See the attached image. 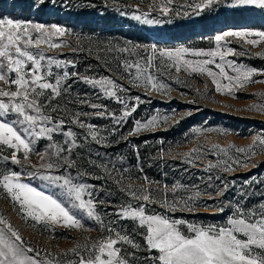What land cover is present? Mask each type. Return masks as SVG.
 Here are the masks:
<instances>
[{
    "label": "rangeland",
    "instance_id": "rangeland-1",
    "mask_svg": "<svg viewBox=\"0 0 264 264\" xmlns=\"http://www.w3.org/2000/svg\"><path fill=\"white\" fill-rule=\"evenodd\" d=\"M199 2L200 0H46L43 10L38 11L34 6L35 0H0V18L43 24L46 28L56 24L70 33L63 37H52L61 44L58 49L49 50L47 45H42L47 56L72 61L75 65L60 69L53 66L54 73L62 74L66 70L69 73L77 72L80 76L111 78L117 85H123L127 89L117 93L126 103H138L136 111L118 126L116 135L111 134L114 127L111 119L96 115L81 117L86 123L95 125L102 136L107 137L103 145L92 141L90 136L85 139L86 129L71 122L66 123L64 130L70 128L78 137L76 143L79 146L74 147L71 153V158L76 162L75 167L65 166L58 170H45L41 167L49 162L47 158L44 161L40 158L49 143L64 146L66 137L59 133L54 134V141L38 139L34 145L35 152L30 154L27 163L24 161L23 151L17 153L21 163H13L11 153L14 150L0 144V180L11 173L20 174L21 182L57 198L84 224L83 228H69L62 223L50 221L37 223L19 211V204L11 199L0 184V217L18 231L24 242L23 247L33 250L26 252V255L38 261V264H75L78 257L69 250L79 245L82 251L85 245H91L93 241L105 236L110 227L128 233L141 245L140 249L122 245L126 254L135 252L134 257H128L131 264H145L146 257L150 260L157 255L155 252L145 251L141 234L145 229H140L138 222L122 220L115 215L128 202L129 197L119 190L120 185L108 178V173L113 178H122L124 185L151 188L153 196L161 201L165 191L168 200L173 199L174 185L182 186L176 189L179 194L176 199L181 196L186 199L197 188L201 192L193 205L194 211H169L161 203L153 202L146 205L147 214L158 213L171 220L179 219L198 226L220 228L228 226V219L236 214L237 208L259 213L260 205L264 204V148L257 145L255 153H238L235 149L248 148L254 137L264 136V110H248L250 106L264 104V42L256 46L247 44L246 39L259 40L254 35L244 39L227 38L231 41L227 47L236 52L246 51L247 54L229 56L226 59L246 68L257 69L258 74L254 79L261 81L242 89L233 87L231 94L227 89L216 91L213 78L221 84H227L228 81L222 80L219 70L211 65L208 67L212 68L214 76L207 75V72L193 73L191 70L176 72L170 64L167 71L151 69L156 81L167 86L160 91L146 89L142 81L141 86L137 87L130 79L124 78L125 59L139 60L144 68V61L135 55L136 52L146 55L155 47V63L160 64L167 58L159 57V49L186 48L190 52L184 58L197 61L205 57H196L191 53L197 50H216L214 37L218 34L230 30L252 33L264 31V10L255 7L230 8L226 0H218L211 7L197 12L192 5ZM165 8L168 9L167 12L164 11ZM135 16H141V20L135 19ZM145 17L159 22L144 23ZM33 35L35 37V33ZM123 49L128 51H122ZM216 59L219 61L218 57ZM3 71L9 80L16 78V74L8 72L6 68ZM131 71L135 76L137 69L133 68ZM228 71L234 75L230 69ZM51 82H55L54 78ZM65 86L66 90L54 102L62 110L67 107L71 114L93 113L94 110L88 105L79 103L80 100H87L106 105L117 116L121 115L122 105L78 77L70 76L65 85H62ZM9 88L15 90V85L0 81V89ZM134 97H139V102ZM55 115L57 118L60 116ZM152 117L157 118L155 127L129 136L137 120L146 122ZM17 119L19 117L14 113L0 116V120L8 123ZM121 135L127 139L121 140ZM213 145H218L219 148L213 150ZM229 145L233 147L229 148ZM194 148L201 149L202 158L193 156L194 163H186L185 154ZM52 159L54 161L55 157ZM245 161L246 166H241ZM210 163L217 164L218 167L206 170ZM225 163L232 165L231 171L223 170ZM81 173L85 174L80 175ZM48 174L70 176L74 183L93 186L89 191L92 192L95 211L100 220L90 219L84 211L73 208L63 189L40 178L41 175ZM225 183L228 190L223 196H217L215 189L222 188ZM84 198L88 199L87 196ZM132 203L135 205L137 202L133 200ZM100 221H103V225ZM179 228L187 234L184 225ZM0 230L5 232L6 238L14 239L3 225H0Z\"/></svg>",
    "mask_w": 264,
    "mask_h": 264
},
{
    "label": "snow or ice",
    "instance_id": "snow-or-ice-1",
    "mask_svg": "<svg viewBox=\"0 0 264 264\" xmlns=\"http://www.w3.org/2000/svg\"><path fill=\"white\" fill-rule=\"evenodd\" d=\"M217 2L218 0H200L192 7L199 12ZM226 2L230 8L255 7L264 10V0H226ZM45 4L46 0H35L34 6L40 11L43 10ZM164 11L167 12L168 9L165 8ZM134 18L141 20V16ZM143 22L152 24L159 21L145 17ZM66 35H70V33L56 24L46 28L43 24H30L6 17L0 18V81L15 85V90L0 89V98H6V100L0 99V116L14 113L19 117L12 123L0 120V144L7 145L14 150L11 153V160L15 164L21 163L17 158L18 152L23 151L24 161L27 163L30 154L35 152L34 145L38 139L47 138L49 141H54V134L59 133L66 137L64 146L55 142L49 143L46 152L40 154L41 161L47 158L49 162L42 164L41 167L45 170H58L65 166L75 167L76 162L71 158V153L74 147L79 146L76 143L78 137L70 128L64 130L66 123L71 122L81 129H86L85 139L90 136L92 141L103 145L106 143L107 137L102 136L95 125L86 123L81 117L96 115L111 119L114 125L111 134L116 135L118 126L130 117L138 106V103L137 105L126 103L125 99L117 94L118 91H127V89L123 85H117V82L111 78L80 76L77 72L69 73L66 70L62 74L54 73L53 66L60 69L66 68L68 65L73 67L75 65L72 61L47 56L42 45H47L49 50L58 49L61 44L54 41L52 37ZM253 35L259 37V40L246 39L245 42L250 46L264 42V31L252 33L230 30L218 34L214 37L217 45L216 50L208 52L197 50L191 53L196 57H205L197 61L184 58L185 54L190 52L186 48L159 49V57L167 58L160 64L155 63L157 59L155 47L151 49V53H147L145 50L146 55L136 52L135 55L144 61V68L141 67L139 60L125 59L123 63L124 78L130 79V82L137 87L141 86L140 82L142 81L146 89L160 91L167 86L156 81L151 69L167 71L170 64L176 72L191 70L193 73L207 72V75L214 76L212 68L208 67L211 65L219 70L222 80L228 81L227 84H221L213 78L212 82L216 85V91L221 92L227 89L231 94L233 87L242 89L251 83L261 82L254 79L258 74L257 69L246 68L231 59H226L229 56L247 54L246 51L236 52L235 49L227 47L231 43L227 38L244 39ZM122 51L127 52L128 49ZM217 57L219 61H217ZM5 68L8 72L15 73L16 78L9 80L4 74L3 69ZM133 68L137 69L135 76L131 71ZM228 69L234 75L229 74ZM70 76L78 77L85 84L98 88L106 97L114 98L118 104L123 106L121 115L117 116L106 105L91 103L87 100H80L79 103L88 105L94 110L93 113L76 112L71 114L67 107L62 110L58 103L54 104L57 97L61 96L62 91L66 90V86L62 87V85H65ZM53 78L54 83L51 82ZM133 99L137 102L140 100L139 97ZM253 108L264 110V104L250 106L248 110ZM55 114H60L59 118ZM17 125L20 127L18 128ZM156 125V117H152L146 122L137 120L135 127L129 132V136L147 131ZM120 139L126 140L127 137L121 135ZM257 145L264 148V136L254 137L253 143L248 148H236L235 150L238 153H255ZM228 147L232 148L233 146L229 145ZM212 148L215 150L219 146L213 145ZM220 151L225 150L220 149ZM185 156V162L192 164L194 163L192 157L202 158L203 152L200 148H194ZM53 157H55L54 161ZM236 163L240 162L236 161ZM246 163L247 161L241 166H246ZM216 167H218L217 164L210 163L206 170ZM223 170L231 171L232 165L225 163ZM105 171L107 172L106 166ZM19 175L11 173L0 180V184L7 190L11 199L19 204V211L37 223L50 221L62 223L64 227L69 228L84 227L81 219L72 213L68 206L63 205L57 198L21 182ZM40 178L63 189L73 208L84 211L90 219L100 220L95 211L92 192L89 191L93 186L74 183L70 176L48 174L41 175ZM108 178H112L114 183L120 185L119 190L129 197L128 202L122 205L115 215L122 220L138 222L139 228L145 229L141 233L145 251L157 253L150 260L146 257L145 264H264V204L260 205L259 213L256 211L245 212L237 208L236 214L229 217L227 227L198 226L184 220H171L158 213L147 214L146 207L147 204L159 202L169 211L177 209L194 211L195 200L201 195L198 188L193 195H189L186 199L182 196L176 199L175 197L179 195L176 189L182 186L174 185L173 199L169 201L167 191H165L164 199L161 201L158 197L153 196L151 188L144 189L143 187L136 188L130 184L124 185L122 178H113L111 173H108ZM217 178L219 179V177ZM227 190L228 185L225 183L222 188L215 189L216 195L223 196ZM205 194L211 195V193ZM85 196L88 199H85ZM133 200L137 202L135 205L132 203ZM100 222L103 225V221ZM0 225H3L7 233H10L11 238H14H6L5 232L0 230V264H38V261L26 255V252L33 250L23 247L24 242L18 231L2 217H0ZM180 225L187 228V234L180 230ZM122 245H129L132 249L141 248V245L128 233L110 227L105 236L93 241L91 245H85L82 251L79 245L69 251L78 257L75 264H131L128 257L129 255L134 257L135 252L126 254Z\"/></svg>",
    "mask_w": 264,
    "mask_h": 264
}]
</instances>
